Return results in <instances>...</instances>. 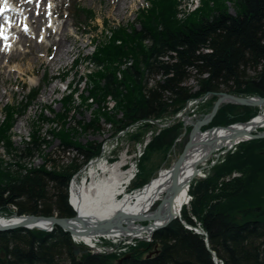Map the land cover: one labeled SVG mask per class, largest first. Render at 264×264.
<instances>
[{
	"label": "trees",
	"instance_id": "trees-1",
	"mask_svg": "<svg viewBox=\"0 0 264 264\" xmlns=\"http://www.w3.org/2000/svg\"><path fill=\"white\" fill-rule=\"evenodd\" d=\"M181 1L146 0L134 22L113 26L101 32V39L93 38V54L84 61L97 70L84 77L75 74L86 88L79 93L73 79L61 100L63 111L54 113L49 108L51 118L39 117L41 122L61 123L50 134L63 148L75 149L81 161L50 167V161L44 159L37 168L27 167L23 160L32 161L50 144L37 126L24 149L16 148L11 130L16 116L35 102L38 89H31L20 103L6 105L0 145L14 161L0 160V216L74 217L67 203L69 182L100 154L101 143L81 144L73 136L98 132L101 120L116 135L138 122L175 114L185 101L205 93L264 97V0H198V6L179 20L175 14ZM74 15L86 22L95 20L94 13L79 4L74 6ZM127 59L132 62L121 69ZM187 79L195 80L194 91L185 83ZM76 96L79 108L93 114L89 122L76 121L80 133L69 128L78 107ZM213 101L211 97L205 103L204 113ZM257 112L258 108L222 105L204 128L246 122ZM137 127L141 132L133 134V141L142 140L150 128L146 123ZM181 133L177 122L151 136L129 191L149 181L151 176L146 180L142 175H152L153 155L168 154ZM187 194L189 200L181 207L179 220L154 231L150 243H138L124 259L89 252L74 257L69 233L59 227L51 232L17 228L0 231V264H215L210 252L216 264H264V139L240 143L233 152L225 153L203 178L189 183ZM180 221L205 235L185 229Z\"/></svg>",
	"mask_w": 264,
	"mask_h": 264
},
{
	"label": "rangeland",
	"instance_id": "rangeland-1",
	"mask_svg": "<svg viewBox=\"0 0 264 264\" xmlns=\"http://www.w3.org/2000/svg\"><path fill=\"white\" fill-rule=\"evenodd\" d=\"M106 1L107 0H46V2L48 3V7L56 8L57 14H59V17H52V23H54V25H52L51 28L54 27V30L57 31V34L52 36L49 40H44V45H41V50H37L35 48V44H37V41L41 40L39 35L43 31L35 30L34 34L31 28L28 29V34H26V36H31V41L28 42V45L16 44V47L21 51L33 50V52H35L36 54V57L43 59V63H40L41 60L32 55L33 52L29 55L17 54L16 56L11 57L10 59L6 57L0 61V123H2V121L4 120V108L7 104L12 105L20 103V101L25 98L28 91H30L31 89H38V94L35 102L29 107V109L24 114L16 116L15 123L11 130L13 145L16 148L24 149L25 142L30 140L31 134L35 131L34 129H36L37 126L41 128V137H44L50 144L47 147H43L42 154H40V156L35 155L32 161L24 159L23 163L27 167H29V165L31 164L32 167L37 168L43 163L44 159L50 161L48 164L50 167L51 164H55L57 166H67L71 163V160L73 159H77L78 162L82 159V157L78 155L75 149L63 148L61 146L60 140L50 134L51 129L55 125L56 129L61 126L60 122L57 124L41 122V118L39 117L45 115V117L51 118L52 114L50 113V109H53L54 113L63 111L64 106L61 100L67 93V91L65 90V86L68 82L72 81L73 79L75 82L78 80L75 74L78 73L79 75L84 77L87 72H93L97 70L96 65L86 63L84 61L85 57H90L93 54L94 43L92 42V39H101V32L103 30H107L117 25L127 26L131 22H134V17L136 16L138 10H140L141 7H145L146 5V0H133L127 1L128 4L124 6L123 1L121 0L119 3L120 8L119 10H116V12H118V15L121 14V16H118L115 12L117 17H112L107 15L108 7L107 3H105ZM184 3L185 2H182L180 4V9L184 7ZM197 3L198 0H194L193 5L190 7V9L192 10L197 5ZM76 4H79L81 8L91 10L95 15V20L92 22H86L83 17H76L74 15V6ZM49 18L50 17H44L42 20L46 24ZM104 22H108L109 25L107 28L103 24ZM63 26H65L66 28V31L64 33H67L70 36L68 40H65L63 34L60 33V30L63 28ZM42 27H44L43 24ZM94 27H97L98 30H95ZM135 28H138V25H135ZM14 32L16 34L18 32V29H16ZM11 35L13 34L11 33ZM65 37L67 39L68 36ZM15 39L17 41L18 36ZM59 39L60 41L65 42V45L69 46V48L72 47L71 49H73V51L67 57L65 64L61 63L56 64L55 66L46 67L45 63L49 59L43 56L42 51H45L48 46L50 47L52 45V48L50 50L48 49L47 51L48 53L50 52V57H53L57 49V42H59ZM69 40H71L72 43H75L74 46H71L70 43L67 42ZM9 52H11V49L9 50ZM76 60L79 61L77 66L74 65V62ZM31 64H33L32 67H34V71L31 70L33 69L32 67H29V65L31 66ZM19 65H21L22 68L29 67V69L27 70L28 72L24 73L23 75L18 74V76L16 75V73H13L12 69H15L16 66ZM9 73H11L10 76ZM66 73H68L67 78H64V80L59 81L60 78L66 75ZM77 83L79 93H81V91L86 88V85L83 80H79L77 81ZM185 83L187 85H195V81L192 79H187ZM53 86H55L56 89L51 93L49 90ZM75 98L76 105L78 107H75L76 113H74L70 119L69 128H74L78 131V133H80V129L76 124V121L79 120L83 122H89L92 119L93 114L90 110L80 109V98H77V96ZM95 107L96 106H94L93 108ZM201 108L203 107L201 106ZM240 110L241 109H238V111ZM175 114H172L170 116L174 118ZM203 114H205L204 111L197 112L195 117L192 119L198 120ZM186 115H183L182 113L180 117L174 118V124L179 122V120L183 122V119ZM99 127L100 129L98 130V132L89 130L86 133L82 132L78 136H73V139L76 138V140H78L81 144H85L86 142L101 143L102 150L109 152V158L116 157L115 162H109V164L107 165V173L104 176L102 175V179H107L111 175L110 172L114 170L113 168L116 169L117 173L121 174L118 171V167H120L121 165H126L124 167L125 169L132 157L134 159L137 147L142 143L141 140L133 141L131 137L136 132H141V130H137L138 127H135L133 129L127 130V132H125V134L123 135L119 133L115 135L113 133L112 127L110 125H107L103 120L99 122ZM158 129L159 128L157 127V124L151 125L149 131H145V135H148V132L149 134L151 132V136L156 135L161 130L160 129L157 132ZM187 130L189 131V128H187ZM187 133L185 134V137L180 138V140L174 145V147H171L168 154H165L164 157L160 154H154V157L152 158V163L149 165L153 166L152 168L154 169L152 175H148V173H146L142 175V177L146 178L147 180V176H151V178L154 177L157 174L158 169H160L161 167L163 168L170 166L174 158L179 154L183 143L186 140ZM11 155L12 154H7L4 149V146L0 145V160H3L5 163H13L14 158H12ZM104 155H102V157L97 158L95 160L96 163L94 165H87V167H82L81 172L75 176V180L78 182L77 184H79V182H84L87 176L94 174L100 168V164L102 166L104 165L106 161V157H103ZM216 163L217 162H215L213 165H215ZM94 180L96 181V179ZM86 184L87 181L83 183V186L88 187V185ZM91 188H93V184ZM124 196L125 195H123L122 197L125 198ZM118 198L122 199L121 197Z\"/></svg>",
	"mask_w": 264,
	"mask_h": 264
},
{
	"label": "bare ground",
	"instance_id": "bare-ground-1",
	"mask_svg": "<svg viewBox=\"0 0 264 264\" xmlns=\"http://www.w3.org/2000/svg\"><path fill=\"white\" fill-rule=\"evenodd\" d=\"M121 0H107L108 14L109 16H116L118 12L116 10L120 8ZM123 5L126 6L128 4L127 1L133 0H122ZM13 2L20 10L13 17L10 16L9 3ZM105 5V4H104ZM122 6V5H121ZM192 5H184L182 9L178 7L176 12V18L180 20V18L184 17L188 12L192 11L190 9ZM189 7V8H188ZM126 8V7H125ZM116 12V14H115ZM57 14L56 8L48 7V3L46 0H0V38L2 36H6L2 41L0 40V47H3L4 50L0 49V61L4 58L10 59L17 54L29 55L33 52V50L29 51H21L16 47V44L28 45V42L31 41V36H26L28 34V29L32 28L33 33L35 34V30L43 32L39 35L41 40L37 41L35 44V48L37 50H41V45H44V40H49L52 36L57 34V31L54 30V23H52V17H59ZM118 16H121L119 14ZM44 17H50L45 24L43 22ZM42 24L44 27H42ZM18 29V32L15 34V30ZM65 26L60 30V33L63 34L65 40H68L70 36L67 33ZM11 33L13 35H11ZM18 39L16 41V37ZM65 36H68L67 39ZM70 45L74 46V42L71 40L67 41ZM3 43V44H2ZM2 44V45H1ZM59 45V46H58ZM52 45L43 52V56L47 57L49 60L45 63L46 67L55 66L56 64H65L67 57L72 53L73 49L69 48V46L65 45V42L60 41L57 42V49L53 55L50 57V52L48 53V49L50 50ZM11 49V52L9 50ZM36 57L35 52L32 54ZM40 59V63H43V59ZM121 69L126 68L132 62L131 59L126 60ZM125 62V61H124ZM7 65V63H6ZM5 65V67H6ZM29 65V67H32ZM28 68H22L21 65L16 66L15 69H12L13 73L16 75H23L27 73ZM32 71H34V67H32ZM53 68V67H52ZM11 73H9V76ZM205 76V75H204ZM158 78V77H157ZM153 81L149 85H152ZM56 87L53 86L50 88V92L55 91ZM1 97V96H0ZM229 104V103H224ZM264 107V105H262ZM261 106V107H262ZM259 115V114H257ZM227 126L223 128H215L209 131L200 132L196 134L193 138V142L189 150L187 151L186 157L181 165L180 173L177 177V186L179 188L177 195L172 203L171 210L176 212L180 205H184L186 203L187 198V190H185L184 186L186 183H189L193 177V171L195 168L201 167L203 162L209 159V157L218 152L221 149L229 148V145L234 142V144H238V142L244 141L249 137L246 136L247 133L251 132L253 129L258 127H264V115H260L256 117L253 121L248 124H240L225 129ZM242 132L244 135L238 138L237 133ZM240 136V135H239ZM206 164V163H205ZM101 164L99 167L101 168ZM116 166V165H115ZM114 166V167H115ZM99 168V169H100ZM119 168V167H118ZM111 173V177L107 182L96 181L93 183V188L84 187L83 182L77 184L78 182L74 179L70 186L68 203L70 206L75 209L76 213L80 218L85 219L88 224L96 223V221L108 220L112 219L117 213L122 212L127 215L132 216H140L149 214L153 208L159 203L160 199L165 196V193L169 189V184L171 181V173L170 167H161L158 169L157 174L149 179V183L144 186L141 190L136 191L133 194L125 195L122 199L116 197L120 192V175L117 173L116 169ZM206 168H204V171ZM120 199V200H117ZM72 200V202H71ZM170 209L164 203L159 211V219L154 221L152 226L161 225L163 220L170 214ZM55 217H57L55 215ZM132 218L129 222L124 224L126 229H122L120 231H112L107 233L108 235L118 234L119 232H124L128 235H137L139 231H144L149 233L150 228L148 230H144L143 228H139V226H135L137 222L131 223ZM23 223V219L19 217H14L11 219H4L0 217V226H7L12 224H21ZM151 223V222H150ZM72 224L79 227V223L73 221ZM49 223L47 221H38L35 224L27 225L28 228H48ZM149 226V224H148ZM52 229H48L47 232H51Z\"/></svg>",
	"mask_w": 264,
	"mask_h": 264
},
{
	"label": "water",
	"instance_id": "water-1",
	"mask_svg": "<svg viewBox=\"0 0 264 264\" xmlns=\"http://www.w3.org/2000/svg\"><path fill=\"white\" fill-rule=\"evenodd\" d=\"M215 100L210 108V110L201 116L200 119L195 120L194 122L189 124V131L186 136V140L183 143V146L179 152V154L174 158L172 164L170 165V173H171V181L169 184V189L165 193V196L160 199L159 203L155 206V208L147 215H140V216H132L127 215L125 213L119 212L115 216L112 217V219L108 220H101L96 221V223L88 224L85 219H82L79 217L78 214L75 215L73 218H58V217H42V216H34V215H27V216H17L19 218L23 219V223L21 224H12L7 226H0V231H8L13 230L17 228H28L27 225L29 224H35L38 221H49L52 225V227H59L63 229L65 232L69 233L70 235L75 236H86L89 234H107L112 231H120L122 229H126V222H129V220L132 218L131 223L137 222V223H144L141 228H143L145 231L150 228L149 233H153L154 231L161 229L165 227L168 223L171 221L177 219L179 220V211L182 205H180L176 212H173L171 210L172 203L175 199V196L178 193V186H177V177L181 170V165L184 161V158L186 157L187 151L192 145L193 138L196 134H199L201 131L200 129L202 127H205L210 123L212 118L215 116L218 108L223 105L224 103H229L233 105H237L240 107H261L264 105V97H256V98H250V97H242L237 96L234 94H229L225 92H219L214 93ZM219 128V127H214ZM225 129H228L226 127ZM212 130L211 128L207 131L210 132ZM245 134V133H244ZM242 132H238V138L244 135ZM240 135V136H239ZM252 139L254 140H261L264 139V133L261 134H249ZM234 142L232 143L233 146ZM228 149H224V151H227ZM219 153H216L213 155V157H218ZM201 171V168H195L193 171V177L197 175ZM189 183H186L184 188L187 190ZM166 204L167 207L170 209V214L163 220V223L161 225H153V222L159 219V211L163 204ZM75 221L79 223V227L72 224V222ZM151 222V223H150ZM180 223L183 225V227L187 230H192L194 233L199 235H205V233L201 229L192 228L186 223L180 221ZM149 224V226H148ZM42 229V228H40ZM205 245L207 246L206 239L204 240ZM88 251L86 249H83L81 247L73 246L72 249V255L74 257H81L83 254H86ZM212 255V261L216 264V259L213 252H210ZM151 254V253H150ZM149 254V255H150ZM127 256H124L122 259L126 258ZM121 259V260H122Z\"/></svg>",
	"mask_w": 264,
	"mask_h": 264
},
{
	"label": "built area",
	"instance_id": "built-area-1",
	"mask_svg": "<svg viewBox=\"0 0 264 264\" xmlns=\"http://www.w3.org/2000/svg\"><path fill=\"white\" fill-rule=\"evenodd\" d=\"M209 98V94L206 93L198 98H193L190 100H187L185 102L184 107L174 115V118L180 117V115L183 113V115H186L185 118L183 119V123L185 125H189L192 121L196 119H192L195 117L196 113L200 111V108L202 104H204L207 99ZM264 115V110L259 113L256 117H259L260 115ZM193 116V117H192ZM199 116V115H198ZM255 117V118H256ZM171 116H165L162 118L158 119H149L145 120L142 122L136 123L133 127L127 128L124 131H121L119 134H125L127 130L133 129L134 127L146 123L147 125H154L157 124V127L159 128L157 132L160 129H164L169 127L171 124H173L174 119ZM253 118L252 121L255 119ZM235 126V125H233ZM232 126V127H233ZM258 130H263L264 127H258L255 128L251 131V133H258ZM151 135L148 133L144 141H142L141 145H138L136 154L134 155V159L130 160V162L127 164V168L123 171L122 173V182L121 184L124 183L125 187L130 184L136 177L138 173V161L140 157L143 154L144 147L147 144L149 140V136ZM251 137L248 139H245L244 141H249ZM240 142H238L239 144ZM238 144H234V146L229 147L228 151L230 150H235V147ZM106 150V149H105ZM102 155L106 153V151L102 150L101 151ZM224 155V152H220L218 158H214L211 160L210 166H212L215 162H219V159ZM93 162V161H92ZM91 162V163H92ZM203 176V175H202ZM68 198H71V196H68ZM72 202V200H71ZM13 210H15V207H11ZM50 224V222H48ZM140 228V227H139ZM48 229H52V225L50 224L48 228L45 230L47 231ZM72 242L76 245H83L85 246L88 251L91 254H101V255H115L116 257H121L125 254H127L131 249L135 248L138 242H150L151 241V236L150 233L144 232V231H139V234L137 235H128L124 232H119L118 234L114 235H101V234H93L85 237H80V236H71Z\"/></svg>",
	"mask_w": 264,
	"mask_h": 264
},
{
	"label": "crops",
	"instance_id": "crops-1",
	"mask_svg": "<svg viewBox=\"0 0 264 264\" xmlns=\"http://www.w3.org/2000/svg\"><path fill=\"white\" fill-rule=\"evenodd\" d=\"M146 169H147V170H150L149 166H148V167H146ZM145 174H146V173H145Z\"/></svg>",
	"mask_w": 264,
	"mask_h": 264
}]
</instances>
